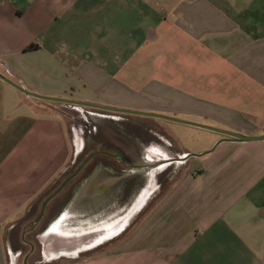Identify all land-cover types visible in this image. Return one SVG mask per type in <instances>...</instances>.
Masks as SVG:
<instances>
[{"label":"crops","instance_id":"1","mask_svg":"<svg viewBox=\"0 0 264 264\" xmlns=\"http://www.w3.org/2000/svg\"><path fill=\"white\" fill-rule=\"evenodd\" d=\"M15 86L160 115L145 118L177 159L210 151L122 241L64 264H264V140L216 144L190 125L264 135V0H0V264H16L14 230L72 160L63 116ZM168 124L208 132L205 147L182 149Z\"/></svg>","mask_w":264,"mask_h":264},{"label":"rangeland","instance_id":"2","mask_svg":"<svg viewBox=\"0 0 264 264\" xmlns=\"http://www.w3.org/2000/svg\"><path fill=\"white\" fill-rule=\"evenodd\" d=\"M118 78L124 84V69ZM47 112L63 116L72 160L64 173L40 194L24 216L25 220L14 230L15 240L10 245L12 251L19 253L14 259L16 264H22L30 244L33 251L27 264L72 263L112 248L166 196L189 167L185 163L174 162L125 173L119 163L95 155L50 201L47 216L33 223V231L27 235L31 242H21L19 238L25 223L35 221L44 199L86 156L105 151L111 143L125 147L124 137H129L141 143L142 158L137 160L141 164L177 157L168 131L154 120L87 107L73 109L54 102ZM168 126L175 136H179L177 142L182 149L196 152L205 147L197 144L196 140L206 138L203 135L208 132L193 127L177 129L179 126L176 124ZM98 187L103 190H97ZM56 253L60 257L51 259Z\"/></svg>","mask_w":264,"mask_h":264},{"label":"water","instance_id":"3","mask_svg":"<svg viewBox=\"0 0 264 264\" xmlns=\"http://www.w3.org/2000/svg\"><path fill=\"white\" fill-rule=\"evenodd\" d=\"M19 91H21L22 93L31 96V97H35L44 101H49V102H54V103H61V104H65V105H70V106H74V107H80V108H92V109H98V110H103V111H109V112H113V113H117V114H127V115H136V116H143V117H151V118H158V119H166V117H162L160 115H155L152 113H142V112H137V111H130V110H119V109H114V108H109V107H103V106H98V105H93V104H88V103H82V102H77V101H72V100H67V99H55V98H46V97H40V96H36L33 95L29 92H27L26 90H24L21 87L15 86ZM171 121H176L173 119H169ZM181 122V121H178ZM184 124H190V123H185V122H181ZM193 126H196L198 128H202L205 130H209V131H213L216 133H219L223 136H225V138L219 140L216 144L223 142V141H236V142H251V141H263L264 140V135L258 136V137H247L244 135H240V134H235V133H230V132H224V131H220L217 129H213V128H209V127H203V126H199V125H194V124H190ZM210 151H207L205 153L202 154H189L186 155L184 157L178 158V159H170V160H162L160 162L157 163H153V164H143L141 166V169L143 168H149L158 164H168V163H174V162H178V163H184L187 159L191 158V157H200L206 153H208ZM116 153L119 156H123V153L121 151H116ZM98 154H106L108 155L109 153L106 152H95L92 153L88 156H86L76 167V169L69 175L67 176L59 185L58 187L49 195L47 196L44 201L42 202L40 209H39V213L37 215V218L35 219L34 223H38L43 215L44 209L46 207V205L66 186V184L71 181L75 176H77L79 174V172L84 168V166L90 161V159ZM23 240V239H22ZM24 241V240H23ZM33 251V246L32 244H30V251L28 252V254L25 255L22 264H27V259L30 255V253Z\"/></svg>","mask_w":264,"mask_h":264},{"label":"flooded vegetation","instance_id":"4","mask_svg":"<svg viewBox=\"0 0 264 264\" xmlns=\"http://www.w3.org/2000/svg\"><path fill=\"white\" fill-rule=\"evenodd\" d=\"M125 142L124 146L121 147L119 145L111 143V145H108L105 151H100V152H106L109 153L108 155L106 154H98L102 157H106L109 160H113L121 165V167L124 169V172L128 171H134L138 172L141 170V164L137 160L141 161L142 158V146L141 143L134 141L133 139L129 137H124ZM116 151H121L123 153V156H119ZM144 164H149V163H144ZM97 190L102 191V187H98Z\"/></svg>","mask_w":264,"mask_h":264},{"label":"trees","instance_id":"5","mask_svg":"<svg viewBox=\"0 0 264 264\" xmlns=\"http://www.w3.org/2000/svg\"><path fill=\"white\" fill-rule=\"evenodd\" d=\"M32 47H30V49H31Z\"/></svg>","mask_w":264,"mask_h":264}]
</instances>
